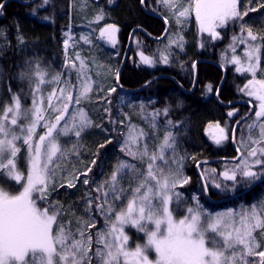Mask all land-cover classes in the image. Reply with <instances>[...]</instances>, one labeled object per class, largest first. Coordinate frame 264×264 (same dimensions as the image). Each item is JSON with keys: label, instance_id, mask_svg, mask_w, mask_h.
Returning a JSON list of instances; mask_svg holds the SVG:
<instances>
[{"label": "trees", "instance_id": "1", "mask_svg": "<svg viewBox=\"0 0 264 264\" xmlns=\"http://www.w3.org/2000/svg\"><path fill=\"white\" fill-rule=\"evenodd\" d=\"M21 1L28 0H0V4L3 5V8H0V101L2 104L4 101L12 103L13 94H17L23 109L31 108L33 101L31 80L37 68L46 72L47 75L62 73V79H64L66 69L63 66L67 61L70 62H67L65 66L76 65L75 68L72 66L67 68H71L68 80L71 81L75 95L84 83L78 71L80 64L73 62L79 47L81 49L84 47L81 44L83 41L91 45V50L92 46H95L93 55L97 61L107 58L104 61L106 62L105 74L94 76L91 71L86 72L92 82V91L88 94V99L83 100L79 106H70L83 107L93 121V125L99 127H90L82 134L79 139L78 154L71 152L73 144L77 141L74 135L60 138L62 149L69 151V157L67 162L60 165L64 169L63 172H59L62 174V180L56 183V190L50 193L48 202L56 205L57 208L63 207L62 223L67 224L70 221L71 228L75 232L79 227L77 223L79 219L82 218L83 221L90 223L95 222V228L89 230L94 237L97 231L105 227V219L95 210V207L91 213L85 211L87 199L89 193L92 197H102V193H97L94 189L109 179L120 160L136 165V172L122 181V186L127 190L126 195L122 201L116 202V211L126 209L129 199L132 198L133 189L143 180V173H146L148 162L147 159L134 160L120 150L132 125H135L137 129H143L148 134L145 142L150 155L157 152L166 132L170 131L176 137L175 158L179 160L183 157L181 169L183 175L189 179V183L183 186L178 185L174 189V192L180 194L181 201L178 203L173 197L170 202V210L173 211L175 219L184 218L190 207L210 214L215 211L242 209L247 205L264 202V178L251 184L237 183L236 188L231 192H229L233 187L231 181H227L226 191L208 186L209 191H204L206 171L216 179H220V173L228 170V167L237 165L238 161L227 160L236 157V155L232 157L228 155V152L233 151L231 149L232 129L235 128L236 143L239 139H244L246 125L255 111L253 103L250 101L249 103L244 96L241 97L242 94L239 92V87L246 76L235 74L232 66L226 67L223 73L215 65V63L219 64L218 53L225 48L230 36L241 30V22L226 26L225 34H227L220 40L218 38L214 40L206 34H199L196 28L194 30L191 27L184 36L188 44L175 58L179 59L178 63L173 64V62L167 67L157 64L154 53L151 56V59L155 61L154 66L136 65L133 54L135 50L130 47L117 80V73L129 38L143 39L150 46L159 44L141 35L139 28L146 30L152 36L160 37L166 30L162 20L165 19L168 22L166 35L176 33L177 26L173 18L169 16L170 14L168 15L167 9L157 4V0H145L144 4H141L140 0H112L113 4L109 0H102L98 4L85 0V8H79L81 0H49L47 4H44L43 0L29 4H23ZM261 4H264V0H239L238 3L241 12L249 7L257 9L256 12H249L244 17L243 23L258 36H264V8L260 7ZM34 10L35 14H33ZM85 10L88 11L86 15ZM79 11H82L80 15ZM94 13L103 15V19L99 22L101 25L111 23L118 27V43L113 49L98 43L95 33L97 29L93 35L80 33L83 37L78 39L80 21L92 17ZM45 17L47 19H44ZM194 33L195 36H193ZM65 40H68V46L71 45L70 51L68 47L65 48ZM83 58H91L87 50ZM200 59L209 62H199ZM109 70L111 75L107 76ZM22 72L32 75L30 78H21ZM257 74L259 79L264 78V50L261 52V65ZM99 79L105 80L103 91ZM112 88L116 91L109 93ZM144 99L151 101L149 106H145L149 112L146 120L142 119L136 111L138 109L140 112L141 105L144 107L142 102ZM165 108L168 109L167 115L163 112ZM105 109H110V112ZM250 110L252 114L236 128L237 121L246 116ZM229 111L235 112L234 117L227 115ZM154 112H159L156 117V129H153L149 120V116ZM168 121L172 123L169 124ZM215 123L226 128L228 137L219 145L211 143L205 135L208 126ZM107 140L112 142L106 144L103 149H99V145ZM140 147L143 148V143ZM169 151L171 152L169 162H171L173 153ZM94 159L97 160L96 166L91 165ZM90 166L93 170L88 176L95 183L85 185L81 177L75 188H67L66 181L71 180L78 173H83ZM133 175L135 179L132 178ZM61 184L65 186L61 188L59 186ZM2 187L13 195H18L21 191L20 185L13 181H3ZM39 205L42 208L48 207V204L43 201L39 202ZM114 214L112 213V219ZM134 234L142 235L139 231L131 232L132 241H141L142 237L136 239ZM208 235L213 236L210 233ZM254 235L264 242V235L260 230H257ZM95 247L94 245L93 250ZM249 259L258 261L259 258L250 257ZM93 264H96L95 260Z\"/></svg>", "mask_w": 264, "mask_h": 264}, {"label": "snow or ice", "instance_id": "2", "mask_svg": "<svg viewBox=\"0 0 264 264\" xmlns=\"http://www.w3.org/2000/svg\"><path fill=\"white\" fill-rule=\"evenodd\" d=\"M43 2L47 4L49 0ZM158 2L172 11L178 23L194 10L199 30L202 33L208 32L212 39L219 37L218 28H224L230 22H241V31H247V37L233 38L234 42L239 39L240 43L248 45L245 51L247 64L243 65L241 58L235 55L232 57V63L238 65V72H249L252 75V79L241 91L258 102L255 119L246 127L249 133L259 128L260 138L251 141L257 145L248 153L251 162L249 159L241 160L234 168L219 175L223 177V181L233 182V187L237 183L251 184L264 178V78H256L261 65V52L264 50V36L254 34L251 28L243 23L244 17L257 9L249 7L241 12L238 7L239 0H194V3L189 0L187 7H182L180 0ZM140 3L144 4L145 0H140ZM260 7L264 8V4ZM0 8H3L2 4ZM100 19H103L102 14L97 16V20ZM117 31L115 25H106L100 29V38L114 46ZM170 43L183 47L182 37L179 42ZM64 44L67 49L68 41L65 40ZM232 50L235 52V47ZM139 55L142 63L149 66L155 63L143 53ZM162 61L168 62L166 54H162ZM72 67L75 68L76 65L73 64ZM86 70V65L81 60L79 74L84 83L75 95L71 81H64L68 86L61 87L59 94L54 88L46 97L45 107L41 85L60 82L61 74L58 73L48 81L45 79L47 73L37 68L34 74L38 82L32 89L31 108L23 109L20 97L13 94L12 103L6 106L0 115V174L8 180L22 184V191L18 195L10 194L0 187V264H93L94 260L96 264H264V250L258 251L264 248V242L254 235L257 230L264 235V216L260 215V212H264V202L260 203L259 212L254 204L250 211L245 210L239 214L230 210L204 217L199 209L190 207L184 218L178 221L174 219L173 211L169 207L170 202L173 197L178 203L181 202L180 194L174 192V189L178 185L189 183V179L182 173L183 157L179 160L175 158L177 141L170 131L166 132L157 152L150 155L145 142L148 134L143 129H137L135 125L129 127L120 150L134 160L147 159L146 174L141 183L133 189L126 209L116 211V202L122 201L127 192L122 186V181L136 172V165L126 160H120L109 179L94 189L97 193H102V197H92L89 193L85 211L91 213L95 207L105 219V227L97 231L95 237L89 231L95 228V222L90 223L81 218L77 221L79 227L75 232L70 221L67 224L61 222L63 207L57 208L48 202V196L56 190L57 172L64 171L60 165L67 162L69 157V151L62 149L60 138L74 135L77 141L73 144L71 152L78 154L82 134L90 127H99L93 125L83 107H70L81 105L92 91V82L85 75ZM31 75L22 72L21 78H30ZM115 91L116 89L112 88L109 93ZM141 108L143 109V105ZM105 111L110 112V109ZM163 112L167 115L168 109L165 108ZM151 115V126L156 129V117L159 112ZM227 115L234 117L235 112L229 111ZM21 120L26 123L22 124ZM239 123L240 121H237V125ZM38 127L45 129L43 134L38 135ZM215 129L212 138L219 145L228 138L226 128L217 124ZM232 131L235 133V128ZM37 135L38 139H35ZM249 139L251 140V136ZM20 140L27 148L26 176L17 162L21 152L17 141ZM111 142L105 141L99 145V149ZM169 150L173 153L171 162L166 156ZM158 161L163 163L158 164ZM91 165L96 166L97 160H92ZM92 170L93 167H87L83 173H78L66 181L67 188H75L81 177L85 185L95 183L88 176ZM132 178L135 179V175ZM59 186L62 188L65 185ZM213 186L221 191L228 189L226 183L217 182L215 178ZM204 191H209L207 185ZM41 201L48 204V207H40ZM112 213H115L114 220ZM205 219L209 221L207 227L204 225ZM149 224L154 226L151 230ZM126 225L144 232L147 236L146 244H137L135 249H131ZM209 231L215 235L209 236ZM94 245L96 247L93 250ZM150 249L155 250V261L149 259L147 253ZM250 257L259 259L254 261L250 260Z\"/></svg>", "mask_w": 264, "mask_h": 264}, {"label": "rangeland", "instance_id": "3", "mask_svg": "<svg viewBox=\"0 0 264 264\" xmlns=\"http://www.w3.org/2000/svg\"><path fill=\"white\" fill-rule=\"evenodd\" d=\"M84 2H85V0H81V3L79 2V5H80L79 8H85L86 7L84 5ZM156 2H157V4L159 6L164 7V9L168 10V15L170 14L169 16L171 18H173V20L175 22V25L177 26V31L174 34H170V36L167 37L166 42L161 44V45H153V44H151V46H150L148 44H145V42H143L141 40L135 39L134 42H133V47L132 48L135 50V52L133 54L135 56L134 60H135L136 65L137 64H140V65L142 64L144 66H149V65H146V64L141 62L140 55H139L140 53H143L145 56H147L149 58H151L152 54L154 53V55H156V57H157V64H159V66H161V67H167V65H169V64H171L173 62H174L173 64H177L179 59H175V58L178 57L179 55L176 52H182L184 46H186L188 44V41L184 38V34L186 32H188L191 27L194 28V30L196 28L197 32L199 30V24H198V22L196 20L194 10L187 17L181 18V22L178 23L177 22V18L172 15V11H170V9L168 7H166L164 4L158 2V0ZM187 2H189V0H180V4L182 5V7H187L188 6ZM192 2L194 3V0H192ZM111 4H113V2ZM98 12H99V10H98ZM80 13H82V11L78 12L79 15H80ZM87 13H88V11L85 10L84 14L86 15ZM97 16L98 15H95V13H94L92 15V17H87V18H84V19H82L80 21L81 26L78 29V31H79L78 39H81L83 37L82 35H80V33H82V34L83 33H89V34L93 35L95 30L97 29L95 33L97 34L98 43L100 42L106 48L113 49L114 47H116V45L118 43V31L116 33V44L114 46L112 44H110L109 42H107V40L101 39L100 38V29L105 28L106 25H109L111 23H109V24L106 23V24L101 25L99 23L101 19L97 20ZM76 23H78V22H76ZM191 24H194L195 26H192ZM111 25H115V24H111ZM116 28L118 29L117 26H116ZM217 31L219 32L218 40H220V39L223 38V36H225L226 29H225V27L224 28H218ZM199 33H202V32L199 30ZM203 33L206 34V35L211 36L208 32H203ZM242 36L243 37H247V31L242 32L241 30H238L237 33H235L234 35L230 36V39H229V41L227 43V47H226L225 53L220 56V58L223 57V58L220 59V63L222 65H224V66H227L228 64H231V66L234 68L235 74H243V75L246 76V79L243 81L242 85L239 87V92L242 94L241 97L244 96V98L247 99L248 102L250 101V102L253 103L254 108L256 110L258 102L253 97H249L248 95H246L244 91H241V89L244 88V85L247 84L250 79H252L251 73H249V72H238L236 70L238 65L232 63V57H233V55H235V56L241 58V61H242L243 65L246 66V64H247V60H246V57H245V51H246L248 45L245 44V43H240L239 39H237L234 42V39H233L234 37L239 38V37H242ZM181 37H182V43H183V47L182 48L178 47L177 43H170L172 41L179 42V38H181ZM68 40H69V38H68ZM19 41H20V39H19ZM21 42H22V40H21ZM81 44L84 47L82 49L79 47L78 50L80 51V53L78 51V53H77L78 55L76 54V59H74L73 62L75 61L76 63L80 64L81 60L84 61L85 65H86V69H87L86 71H91L94 76L95 75L101 76V75L105 74V63L106 62H104V61H106L107 58L104 57V60H99L98 59V61H97L95 59L94 55H93L94 54L93 50L96 49L95 46H92V50H91L90 49V47H91L90 44H86V42H84V41ZM233 47H235V52H233V50H232ZM68 48H69V51H70L71 45H69ZM86 50H87V52H88V54H89V56L91 58H88V59L83 58V54H84V52ZM162 54H166L168 56V62L167 63H164L162 61ZM78 57H79V59H78ZM67 62H70V61H67ZM65 65H66V62H64V66H63V68L65 67V69H66V74L64 75V79H62V73H59V74H61V81L60 82H58V83H45V84L41 85V88H42V93L41 94L45 97V105L47 104L46 103L47 95L49 93H51L54 88L57 90V94H59V89L61 87H67L68 86V85H66L64 83V81H68V79L70 78L71 68L70 69H67V68L71 67L72 65H69V66L68 65L65 66ZM152 66H154V64H152L149 67H152ZM79 69H78V71H79ZM57 74H55V73L54 74H48V75H46L45 79L50 81L52 79V77L57 75ZM110 75H111V72L109 70L107 72V76H110ZM256 78L259 79L258 78V74H257ZM33 80H31V83L33 84V87H34L35 84L38 82L35 74L33 76ZM99 80H100L99 82H100V85H101L102 91H103L104 87H105V84L103 83V81L105 82V80H103V79H99ZM206 90L208 91V87H206ZM142 102L144 103L143 109L140 107V112H139L138 109L136 111L139 114V116L142 117V119L146 120V117H147V115H149V112H148V110L146 109L145 106H149L151 101L149 99H144ZM4 103L5 104H9L8 102H5V101H4ZM6 106L7 105L4 106L1 103V101H0V115L3 114L4 108ZM254 119H255V111H254V114L252 116V119L248 123H250ZM149 120L152 122V115L149 116ZM21 123L22 124L26 123V121L21 120ZM215 125H217V123L210 124L208 126V128L205 130L206 138L213 144H216L214 142L213 138H212L213 134L216 132ZM17 131H19V129H17ZM44 131H45V129L42 128V127H38L37 128L38 135L43 134ZM38 135L35 137V139H38ZM249 136H251V140L249 139ZM259 138H260L259 137V128H256V129L252 130L251 133H249V131H248L247 127H246V133H245L244 139H242L241 141L239 139V141L237 143L238 149L240 150V153H241L240 158L238 160V163L241 160H244V159H249V161L251 162V158L248 157V153L253 147L257 146V145H254L251 141L255 140V139H259ZM17 144L21 148V152L18 154V161H17L18 162V166H19L20 170L26 176V174H27V164H26L27 148H26L25 145H23V141L22 140L17 141ZM166 155H167V158L170 159L171 152L168 151L166 153ZM232 158H236V157L234 156ZM70 168H71V166H70ZM232 168H234V167H228L227 169H232ZM67 173L68 174L70 173L69 169L67 170ZM145 174L146 173H143V177H144ZM205 177H207L206 182H205L206 185L208 187L215 188L213 186V178H215V177L208 171H206ZM59 178H61V179H59ZM60 180H62V174H59V172H57L56 177H55V182L58 183V182H60ZM215 180L217 182H222V183L228 184L227 181H223V177L222 176L220 177V179H216L215 178ZM3 181H11L12 182L13 180H8V179H6V177L3 174H0V187H2V182ZM13 182H15V181H13ZM19 185H20L21 191H22V184H19ZM235 188L236 187H232L229 190V192L233 191ZM260 203L259 204H255V205H257L258 212H259ZM251 206L252 205H247V206H245L242 209L239 208L237 210H231V211H233L234 213L239 214V213H242L245 210L250 211L251 210ZM169 207H170V205H169ZM228 211H230V210L221 211V212L215 211V212L210 213V214L212 216H215L218 213H226ZM202 213L204 214V217H208L210 215V214L205 213V212H202ZM260 215L264 216V212H260ZM114 219H115V214H114L113 220ZM174 219H175V217H174ZM236 219H237V221L239 220V216L238 215H237ZM175 220L178 221V219H175ZM208 223H209V221L207 219H205L204 220L205 227L208 226ZM153 227H154L153 225H150L149 226V230H151ZM125 230H126V234L129 236V246H130L131 249H135L137 244H139L141 246L146 244L147 236H146V234L144 232H140L142 234L140 236H138L137 234H134L135 238L137 237L136 239H139L140 237H142V238L140 239L141 241H139V242H133L131 237H130V233L134 232V231L136 232L138 230L133 228V227L127 226V225L125 226ZM209 233H210V235H213V236L215 235L214 233H211L210 231H209ZM147 254H148L149 259L151 261H155L156 260V253H155L154 249H150Z\"/></svg>", "mask_w": 264, "mask_h": 264}, {"label": "bare ground", "instance_id": "4", "mask_svg": "<svg viewBox=\"0 0 264 264\" xmlns=\"http://www.w3.org/2000/svg\"><path fill=\"white\" fill-rule=\"evenodd\" d=\"M188 3V2H187ZM162 20H164V19H162ZM193 21V20H192ZM230 24H231V22H230ZM229 24V25H230ZM192 26H195L194 24H191ZM139 30H140V33H141V35H143L144 37H147L148 39H152V40H154V41H157L159 44H156V45H161V44H163V43H165L166 42V39H167V37L168 36H170V35H166L167 34V32H164L160 37H157V36H152L150 33H148L146 30H143V29H140L139 28ZM197 33H199V30H198V32ZM199 34H202V35H205L204 33H199ZM227 34V33H226ZM225 34V35H226ZM186 34H184V36H185ZM166 36V39L164 40V37ZM193 36H195V33L193 34ZM185 38V37H184ZM135 39H137V38H129V40L127 41V44H126V48H125V51H124V56H123V61H122V63H121V66H120V70H122V68H123V65H124V62H125V58H126V55H127V53H128V51H129V48L130 47H133V42H134V40ZM138 40H141V41H143L144 42V40L143 39H138ZM163 40V41H162ZM187 40V39H186ZM188 41V40H187ZM145 44H149L148 42H145ZM226 47H227V44H226V46H225V48L222 50V51H219V53H218V57H219V64H217V63H215V65L219 68V69H221L222 70V72L223 73H225V68L226 67H228V66H231V64H228L227 66H224V65H222L221 63H220V59L221 58H223V57H221L220 58V56L222 55V54H224L225 53V50H226ZM176 53H179V52H176ZM203 62V61H206V60H199V62ZM206 62H209V61H206ZM224 80V79H223ZM223 80H222V82H223ZM222 82H221V85H222ZM220 85V86H221ZM126 90V89H125ZM233 141H234V143H235V145L237 146V143L235 142V138L234 139H232ZM239 141V140H238ZM241 141V140H240ZM235 145H234V147H233V144H232V147H231V149L233 150V151H231V152H228V155L229 156H233V155H236V157H238L239 155H238V153L236 152V149H235ZM237 150L240 152V150L238 149V146H237ZM236 153V154H235ZM227 160H231V161H233L234 160V158H230V159H227Z\"/></svg>", "mask_w": 264, "mask_h": 264}, {"label": "water", "instance_id": "5", "mask_svg": "<svg viewBox=\"0 0 264 264\" xmlns=\"http://www.w3.org/2000/svg\"><path fill=\"white\" fill-rule=\"evenodd\" d=\"M34 1H36V0H32V1H29V2H27V3H31V2H34ZM98 1H100V0H98ZM163 22H165V21H163ZM165 23H166V22H165ZM120 72H121V70L119 69V72H118L119 75H120ZM118 87H120V85H118ZM241 121H242V120H241ZM241 121H240V122H241ZM237 126H238V125H237ZM237 126H236V127H237ZM233 136H234V133H233ZM233 147H234V144H233ZM238 157H239V156H238Z\"/></svg>", "mask_w": 264, "mask_h": 264}]
</instances>
